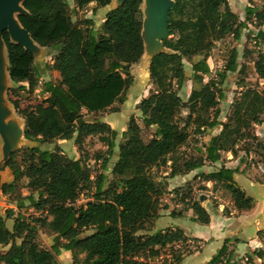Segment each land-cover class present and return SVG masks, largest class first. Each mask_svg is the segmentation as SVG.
<instances>
[{
	"label": "trees",
	"instance_id": "obj_1",
	"mask_svg": "<svg viewBox=\"0 0 264 264\" xmlns=\"http://www.w3.org/2000/svg\"><path fill=\"white\" fill-rule=\"evenodd\" d=\"M73 1L75 6L71 11L67 0H24L28 13L18 16L33 40L40 47L52 50L47 67L59 72L60 79L56 83L45 82L43 93L48 94L50 105L58 111L57 118L64 126L57 132L51 130L41 135L39 130L49 123L51 116L23 113L12 102L25 120L24 137L28 145L10 157L8 166L14 173L15 184L2 186V194L15 204L18 212L12 209L4 214L0 207V248H7L0 250V264H60L57 256L62 251L72 253L74 264H181L184 255L194 252L175 249L176 245L189 241L182 230L168 228L149 234L160 211L169 209L162 204V197L168 193L166 187L156 180L153 170L170 163L169 178L196 171L194 179L223 186L237 210L250 211L255 207V199L235 181L239 167H222L210 173L204 172V167L207 163H220L226 152L236 157L240 144L245 157L253 153L259 164L264 165V140L254 133L255 125L264 124V88L242 90L235 98L232 116L222 123L218 106L224 94L220 86L227 78L226 73L244 74L246 66L239 64L238 51L233 50L225 73L207 83L205 76L211 74L208 58L216 42L229 34L240 40L249 23L264 26V0L261 6H253L254 0H247L250 5L246 7L244 21L232 11L227 0H174L169 27L172 38L163 42L168 52L153 58L150 75L155 89L137 107L145 127L154 129V136L144 141L142 128L131 118L124 133L126 142L118 145L111 182L106 174L94 181L82 158L71 159L59 147L50 150L42 146L50 144L52 139L74 140L81 150L87 138L98 136L113 156L118 132L108 123L89 122L84 117L85 112L86 115L118 113L116 105L126 103L127 91L135 81L130 68L145 53L143 0H127L110 11L100 31L92 20H87L90 29L86 35L73 21V11L95 4V14L111 5L112 0ZM253 37L257 45L264 44L263 30ZM3 39L12 83L26 84L28 87L20 89L34 93L45 72H40L33 53L12 42L8 32L3 34ZM185 60L192 62L190 75ZM255 71L264 80V52L255 63ZM189 80L198 88L192 90L185 103L179 92ZM184 108L189 110L187 118L181 115ZM191 126L194 134L218 127L222 131L211 136L204 148H197L198 156L187 157L180 149L190 141ZM108 163L106 159L105 166ZM24 178L29 181V196L22 194ZM82 190H93L94 200L77 207L75 203ZM172 193L180 195L185 211H194L195 222L210 224V214L193 200L190 189L179 194L177 188ZM29 209L42 211L46 216L28 217L23 211ZM182 214L171 212L172 216ZM9 221H13L12 229L8 227ZM39 227L54 235L50 250L40 248L36 241ZM230 242L227 239L207 264H240L233 261ZM167 248L171 249L170 258L163 260ZM255 256L262 259L264 250H256Z\"/></svg>",
	"mask_w": 264,
	"mask_h": 264
},
{
	"label": "rangeland",
	"instance_id": "obj_2",
	"mask_svg": "<svg viewBox=\"0 0 264 264\" xmlns=\"http://www.w3.org/2000/svg\"><path fill=\"white\" fill-rule=\"evenodd\" d=\"M67 2L71 6L72 11V8L75 6L74 1L67 0ZM228 3L232 11L236 13L242 21H244L246 19V7L250 5V3L244 0H229ZM252 5L261 6L262 1L254 0ZM95 7V5H90L82 11H73L72 13L73 21L79 24L85 35L90 29V26L85 23L87 20H92L94 27L97 28V30L99 31L104 22L105 8L104 10L103 8L98 9L94 14ZM112 9L113 6L110 5L109 10ZM260 30H263L261 29V26L249 23L247 28L243 30L240 40H236L232 34H229L223 40L216 42L215 48L213 49L210 54V57L208 58V64L211 69V74L205 76L206 83L212 79H217L219 77V74H223L226 72L225 67L227 65V62L231 58L233 50L238 51L239 64L241 66H246L244 74H239L238 72L235 74L226 73L227 78L225 79L223 85L220 86L224 94V98L221 99L218 106L220 110L219 121L222 123L228 122L229 118L232 116L235 98L238 97L239 93L242 90L248 88L262 90L264 88V80L260 79L255 71V63L257 62L260 53L264 52V47H260L259 45L255 44V41L253 39V34H257ZM42 50L44 54L39 56V60L37 61H39L40 68L42 71L45 72L46 76L40 79V84L36 91L30 94L26 90L20 89L21 86L28 87V85H15L11 81H9L8 85H10L11 87L7 88L5 92V100L7 105L13 112V117L20 122L24 131L25 120L20 115H18L12 102H14L23 113L31 111L37 114H49L51 116L49 123L45 125L44 128L39 130L41 135H44L45 133H50L51 130H53V132H57L63 123L59 118H57L58 111L52 108L53 106L50 105L51 103L48 100V95L43 93V85L45 84V82L52 81L56 83L59 81V78L54 73V71L48 70L47 67L49 66L52 60V50L48 48H43ZM150 57L151 55H149L145 50L144 56L142 57L140 62L131 66L130 72L134 76L135 81L133 86L127 91L126 103H124L123 105H116V107L119 108L118 113L106 111L98 114L86 115L85 112L84 118L86 121L105 122L108 123L112 128L119 130L118 137L116 139L117 147L114 149L113 156L109 155L107 145L101 142L98 136L87 138L81 150H79L78 147L75 145L74 140H65L66 142H63V140L58 139L49 140L50 144L44 145L42 146V148L52 150L56 147H59L65 153V155L71 159L82 158L86 166L90 169L91 176L94 181L101 174H106L108 176V182H111L113 180L111 170L113 167V163L115 162L119 153L118 145L126 142L124 133L128 129V125L131 118H135L139 126L142 128V137L144 141L148 142L154 136V129L145 127L141 114L138 111L137 106L135 105L140 99L148 97L149 92L155 89V86L152 84L150 75ZM185 65L190 75L192 73V62L185 60ZM195 88H198V86L192 80H189L184 86V88L179 92V95L185 103L188 102L191 92ZM188 114L189 110L187 108H184L181 112V115L184 118H187ZM211 115H214V111H211ZM122 131H124V133H122ZM189 131L191 132L190 141L183 148L180 149V153L186 155L187 157H192L198 156L197 148H204V146L209 143L211 136L218 135L222 131V127H218L214 131L208 130L202 134H194V126H191ZM254 133L260 140H264V124L257 126L255 125ZM2 146L3 142L0 138V163L3 160ZM238 148L239 149L236 157H234L232 153H223L221 162L216 164V166L207 163L206 170L208 172L215 171L220 167H224V165L228 167L234 166L235 168H243V172L240 176H238L239 180L245 181V179H248L258 185H264V165L259 164L258 157H256L253 153L248 157H245V152L243 151V144H240ZM242 158H245V161H243V163ZM106 159L109 160V163L105 166ZM169 166L170 163H168L166 167L153 170V174L156 177V180L159 182L164 181V185L168 192L165 196L162 197V204L164 206L167 205L169 207L171 205L174 207L179 205L181 208H176V212L186 213V211L188 210H184L185 206L180 202V195L172 193L174 189L169 190V184L166 180L169 178ZM6 177L7 180H10L9 182L14 181L15 179L13 178L11 173L6 174ZM28 182L29 181L27 178H24L22 180L23 196H29L31 193V190L28 187ZM245 184H247L246 181ZM175 186L176 188H179V194H182L183 191L190 189L193 200H197L200 204H203L205 206L208 205V208L219 209L220 205H223L220 210L225 215H229L233 211L237 210L234 207V203L231 199L230 194L221 185L215 186L214 183H208L203 180H196L193 178L189 183H186L184 186H179V184H176ZM253 191H255V193L252 192V190H249V193L252 192L251 195H256V198L258 196V193H264V189H260L258 186H256ZM92 192L93 190H82L75 205L77 207L85 206L88 201L94 200L92 198ZM171 194H173V197L170 196ZM202 196H205L204 201L201 200ZM165 199L169 200L168 202H171V205L169 203L166 204L165 202H163V200ZM0 207L2 209V213L4 214L7 210L12 209L17 212L15 204L11 203L10 199L7 196H4L2 193H0ZM23 213L26 214V216L28 217L33 216L35 219L44 218L46 216V213H43L42 211L36 212L34 209L24 210ZM261 220L262 222H264L263 219ZM12 226L13 221H9L8 227L12 229ZM253 231L254 229L250 227L249 232L252 233ZM53 238L54 235L49 232L48 229L42 227L38 228V236L36 241L40 248L50 250L53 244ZM261 240L262 241L260 250H264V231L261 234ZM6 249L0 248V250L2 251H5ZM170 250V248H167L163 251V260L167 259L170 256ZM245 251L249 252L247 242L241 243L238 247V250L234 251L233 261L238 262L240 264H264V257L260 259L255 256L256 250L251 256H248L247 254L244 256L243 252ZM57 260L60 264H74L73 255L70 253L65 254L63 251L61 252V255L57 256Z\"/></svg>",
	"mask_w": 264,
	"mask_h": 264
},
{
	"label": "crops",
	"instance_id": "obj_3",
	"mask_svg": "<svg viewBox=\"0 0 264 264\" xmlns=\"http://www.w3.org/2000/svg\"><path fill=\"white\" fill-rule=\"evenodd\" d=\"M91 5H95V4H91ZM109 9L110 6L105 8V12H104L105 17L110 11ZM261 29L264 30V26H261ZM37 67L40 69L41 73H44V71L41 70L39 63H37ZM54 73L60 79V73L57 71H54ZM45 76L46 75H43V77ZM142 99H140L135 104L137 107L139 103L142 101ZM113 129L116 130L117 132L119 131L118 129L115 128ZM122 133H124V131H122ZM63 142L66 141L63 140ZM74 159L78 160L80 158H74ZM117 159L118 156L115 162L113 163V165L116 163ZM214 165L216 166V164ZM224 167L235 168L234 166L228 167L226 165H224ZM239 170H240L239 173L235 174L234 176L235 181L240 186V188L247 193V195L249 194V196L255 199V207L250 211L236 210L229 215L228 214L225 215L220 210V208H222L223 205H220L219 209L217 208L211 209L208 208V205L205 206L201 204L208 211L211 218L210 224L202 225L193 220L195 218V213L192 209L186 211V213H183V215L181 216H172L171 212L176 210V208L179 209L181 207L179 205L174 207L171 205V202H168L169 200L167 199L163 200V202H165L166 204L169 203L171 206L169 207V209L160 211V217L154 222V225L150 228L149 234H154L156 232L166 230L168 228H173V229L177 228L182 230L185 233V235L189 238V241L186 244L176 245L175 249L176 250L182 249L183 251L185 249H191L194 252L189 255H184L181 264H207L224 246L225 241L227 239L231 240V242L228 245L230 251L238 250V247L241 243L247 242L249 247V252L246 251L243 252L244 256L246 254L248 256H251L255 250L260 249L261 241H262L260 233L264 231V222H262L261 220L263 219L264 221V193L263 194L258 193L259 197L257 196V198L255 197L256 195L255 196L251 195V193L252 192L255 193V191L253 190L256 186H258L260 189H264V185H258L248 179H245V181L249 185L245 184V181L239 180L238 177L243 172V168H240ZM204 172L210 173L206 170V166L204 167ZM196 175L197 172L192 171L185 175H180L174 178L166 179L169 184V190L177 189L175 186L176 184H179V186H184L186 183H189L193 178H195ZM198 180H200V178ZM161 183H164V181H162ZM208 183H212V182H208ZM11 184H15V182H12ZM249 190H252V192L249 193ZM170 196L173 197V194H171ZM250 227L254 229L252 233L249 232ZM194 240H198V242L196 243ZM197 247L199 249H196ZM63 252L65 254H69V253L72 254L71 252H66V251ZM168 258H170V256Z\"/></svg>",
	"mask_w": 264,
	"mask_h": 264
},
{
	"label": "water",
	"instance_id": "obj_4",
	"mask_svg": "<svg viewBox=\"0 0 264 264\" xmlns=\"http://www.w3.org/2000/svg\"><path fill=\"white\" fill-rule=\"evenodd\" d=\"M126 1L112 0V10L118 8ZM23 3L24 0H0V138L3 142V160L0 163V193H2L4 184L14 182H9L10 180L6 179V174L8 173H11L13 178H15L13 171L8 166L11 155L28 145V141L24 137V129L20 122L13 117V112L5 100V92L7 88L11 87L8 85L11 78L8 71L9 59L3 34L8 32L12 42L20 44L33 53L36 63H39L37 61L39 60L38 57L44 54L43 48L33 40L31 34L22 26L18 19L19 15L28 13ZM174 5V0H143L142 38L146 52L151 55L150 65L156 55L168 52L163 42L171 39L169 30L170 14ZM201 200L204 201L205 196H202Z\"/></svg>",
	"mask_w": 264,
	"mask_h": 264
},
{
	"label": "built area",
	"instance_id": "obj_5",
	"mask_svg": "<svg viewBox=\"0 0 264 264\" xmlns=\"http://www.w3.org/2000/svg\"><path fill=\"white\" fill-rule=\"evenodd\" d=\"M255 44H256V42H255ZM259 46H260V47H262V46L264 47V44H263V45H262V44H259Z\"/></svg>",
	"mask_w": 264,
	"mask_h": 264
}]
</instances>
